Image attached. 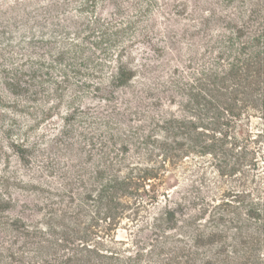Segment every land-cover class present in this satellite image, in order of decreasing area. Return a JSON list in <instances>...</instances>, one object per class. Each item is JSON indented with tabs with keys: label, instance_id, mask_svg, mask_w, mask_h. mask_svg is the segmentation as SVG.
I'll use <instances>...</instances> for the list:
<instances>
[{
	"label": "trees",
	"instance_id": "1",
	"mask_svg": "<svg viewBox=\"0 0 264 264\" xmlns=\"http://www.w3.org/2000/svg\"><path fill=\"white\" fill-rule=\"evenodd\" d=\"M261 7L264 0L0 2V18L49 30L3 49L28 56L26 43L50 58L45 75L37 63L28 79L9 76L11 92L25 94L15 110L32 115L42 82L61 101L72 90L73 112L92 84L102 109L92 169L63 172L52 189L33 185L23 202L0 195V264H264ZM26 144L13 146L28 161ZM191 176L207 196L193 183L177 190ZM161 197L164 210L148 215ZM122 227L129 237L119 238Z\"/></svg>",
	"mask_w": 264,
	"mask_h": 264
},
{
	"label": "rangeland",
	"instance_id": "2",
	"mask_svg": "<svg viewBox=\"0 0 264 264\" xmlns=\"http://www.w3.org/2000/svg\"><path fill=\"white\" fill-rule=\"evenodd\" d=\"M8 1L11 0H0V2ZM261 9V15L264 17V8L261 7ZM7 18L8 21L5 17L0 18V53H2L0 54V95L5 103L0 108V195L8 192L17 201L23 202L35 194L33 185L52 189L62 181L63 172L73 169H92L95 161L94 155L96 156L97 151L95 146L98 144L99 117L102 109L92 84L85 89L83 95L77 98L74 104L76 110L73 112V106L69 107L67 102L69 96L73 94L72 90L68 91L64 100L61 101L57 96L50 97L45 94L51 92L52 85L42 82L36 87L39 94L32 103L34 105L30 113L32 115H26V111L15 110L14 99L24 100L25 94L21 91L19 94L11 92L7 84L10 80L9 76L12 72L18 71L22 74V78L28 79V75L31 74L32 68L38 65L37 63H43L35 67L37 73L45 75L50 71L47 68L50 58L46 55H43L42 59L38 58L31 53V46L26 43L24 46L28 48V56L12 53V50L5 52L3 49L10 43L13 45V51H16L20 39L28 42L33 32L46 38L49 30L37 26L32 29L31 21H23L21 18L15 21L12 15ZM33 142H37L36 148L32 147ZM91 142L92 145H90ZM18 143H28L27 148H31V152L27 155L28 161L21 159L18 149L13 146ZM90 153L92 154L91 159L89 158ZM196 169L197 167L192 165L189 173H195ZM211 170L208 166L205 168L204 176L207 181L213 178ZM171 183L173 186L178 182L172 179ZM192 183L201 189L203 196L207 194L205 184L196 176H191L188 180L183 179L177 190L182 187L183 191ZM176 199L177 194L174 192L172 206ZM196 203L199 209L203 202L198 200ZM166 205L165 199L161 197L158 203L151 205L148 215H157L164 210ZM194 213L197 214L198 211ZM202 216L201 223L209 224V212ZM129 232L130 229L126 230L122 227L118 236L124 239L129 237Z\"/></svg>",
	"mask_w": 264,
	"mask_h": 264
}]
</instances>
